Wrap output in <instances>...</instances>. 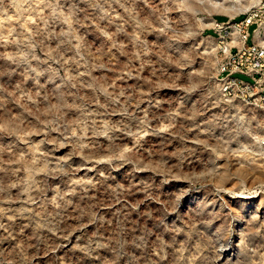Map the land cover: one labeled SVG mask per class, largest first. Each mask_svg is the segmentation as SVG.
Returning a JSON list of instances; mask_svg holds the SVG:
<instances>
[{
	"label": "clouds",
	"instance_id": "clouds-1",
	"mask_svg": "<svg viewBox=\"0 0 264 264\" xmlns=\"http://www.w3.org/2000/svg\"><path fill=\"white\" fill-rule=\"evenodd\" d=\"M140 5L149 11L145 13ZM217 15H226L227 22L219 24ZM238 17H248L251 23L245 19L233 24ZM0 18V46L16 48L0 53V58L23 66L25 79L52 73L60 78L58 87L76 89L68 93L76 103L51 107L25 95L23 100L32 101V106L22 104L24 113L0 121V134H15L27 143L19 128L29 123L26 113L35 117L37 127L46 124L49 131L61 132L63 140L50 139L53 147L71 146L60 159L49 158V153L36 155L39 146L31 144L29 153L12 160H4L0 151V172L14 178L7 183L0 178V245L9 243L0 247V264H39L70 244L77 232L81 236L72 250L80 254L81 264H141L142 259L155 264L147 260L153 247L166 264L165 249L172 245L162 239L153 245L148 237L155 233L147 227L139 234L129 229L133 209L139 212L141 204L155 201L159 205L155 215L139 214L153 220L156 231L162 232L170 210L177 211L193 193L225 191L223 183L234 175L244 195L264 192V183L251 189L244 185L247 176L257 171L264 175V97L258 95L264 92V39L259 38L264 0H0ZM13 19L16 25L8 26ZM253 24L255 34L248 31ZM210 31L216 36L204 35ZM89 34L102 41L100 48L89 42ZM148 35L163 43H149ZM249 36L252 48L247 46ZM114 50L126 57L123 64L116 61L115 68L112 59H104ZM97 70L115 74L93 76ZM237 73L260 78L255 88L242 87V82L228 79ZM129 80L135 84L129 85ZM85 89L88 92L81 94ZM165 90L177 93L167 107L159 98ZM4 91L0 87V111L9 103ZM91 105L102 110L103 118ZM70 109L77 112V119L66 118ZM149 137L160 141L153 145L158 151L145 148ZM234 143L239 144L237 150L231 147ZM169 146L175 150L166 151ZM75 159L80 163L74 166ZM234 165L239 166L235 173ZM81 171L98 175L81 177ZM121 171L130 182L112 183L113 173ZM20 172L25 175H17ZM50 179L60 183L50 186ZM174 181L187 187L161 201L155 193ZM101 190L104 200L94 195ZM129 199L135 203L129 206ZM72 207L78 211L77 224L62 229L63 214ZM207 208L201 205L202 218H208ZM230 216L222 219L227 222ZM18 219L26 222L14 234ZM25 229H31L27 238ZM216 236L218 242H227L223 228ZM53 238L62 243H50ZM212 243L198 246L196 252ZM215 250H223V244ZM133 251L141 255L133 257ZM186 251L181 245L174 264L184 260L194 264L197 256L186 257Z\"/></svg>",
	"mask_w": 264,
	"mask_h": 264
},
{
	"label": "rangeland",
	"instance_id": "rangeland-1",
	"mask_svg": "<svg viewBox=\"0 0 264 264\" xmlns=\"http://www.w3.org/2000/svg\"><path fill=\"white\" fill-rule=\"evenodd\" d=\"M154 3H159V0H154ZM147 13L149 9L145 5H140ZM13 10H9V15L12 14ZM219 21L227 19L226 15L215 16ZM2 19V18H0ZM16 20L8 21V26H15ZM253 27V26H252ZM249 28L250 30L252 29ZM205 35V34H204ZM208 37H214L216 34H207ZM88 40L94 45V48H100L102 41L97 39L96 36L89 34ZM147 40L149 43L154 45H160L163 43L162 40H158L155 35H148ZM16 48L13 45L7 47L0 46V53L15 52ZM38 55L43 56L42 52H38ZM105 60L112 59L113 67H116L115 62L123 64L126 61V57L119 54L115 50L113 51L112 57H104ZM35 63V62H33ZM55 66V65H54ZM0 72H4L3 76H0V87L4 91V95L8 97L9 103L6 105V110L0 111V121L9 120L10 118L16 117L21 113H24V107L22 104H26L27 107L32 106V101L25 102L23 100L25 95L33 96L35 100L40 103L42 107L59 106L64 103L73 104L76 103L73 95L68 94L69 92L74 93L76 89H69L67 87H58L61 81L59 77H54L52 73H46L44 76L36 77L35 74H30L28 79H25L23 74V66L14 64L4 58H0ZM115 74L113 71L108 70H97L93 72V76L101 77L108 76L112 77ZM169 74H171L169 72ZM147 78L150 75L149 72L144 73ZM159 75V72H158ZM244 80H250L249 78L238 75ZM117 83L123 84L122 81ZM129 85L135 84V81L129 80ZM88 92V90H82L81 94ZM39 94L38 96L36 94ZM90 95V93H88ZM177 93L171 90H165L160 94L165 104L164 107L168 106V103L175 99ZM19 98L20 102H17ZM48 97L45 101L43 98ZM93 110L101 113L103 118L102 110L96 108L95 105L90 106ZM77 112L74 109H70L66 113V118L71 121L77 119ZM26 119L29 121L28 124H21L20 135L25 136L27 143L24 140L19 139L15 134L7 135L0 134V151H2L4 160H12L18 158L22 154L30 152L29 144L32 148H36L38 145V151L36 155L42 153H49V158L60 159L66 156L71 151V146L66 145L64 147H53L50 139H61V132L58 130L49 131L46 124H41L39 127L36 126L35 117L27 116ZM77 129L73 128V131ZM26 134V135H25ZM190 137H194L195 133H189ZM203 138V137H202ZM150 143L145 145L146 149H153V145H158L160 141L154 137L148 138ZM49 140L48 143H41V141ZM102 140V138H101ZM233 150L239 148V144L234 143L231 145ZM159 150V149H153ZM166 151L175 150L173 146H169ZM28 159L33 157L29 156ZM80 163L79 159H75V165ZM19 165H14L16 167ZM196 166L193 165V168ZM238 165L232 167V171H237ZM19 176L25 175V173H17ZM81 177L84 176H96L97 173L81 171L79 173ZM240 175H244L241 172ZM0 178H3L5 182H10L14 179L10 175H6L4 172H0ZM41 175L38 174L37 179H40ZM130 181L127 178L126 172L121 171L113 173L112 183L126 185ZM60 182L56 180H49V185H58ZM219 183V180H218ZM239 183L238 177L233 176L232 179L223 183L225 191L216 194L208 190L193 193L184 199L182 206L177 211H169L168 217L164 222L165 231H156L153 220L146 216H141L139 213H152L155 215V209L159 207L155 201L150 204H141L139 206V212L133 209L129 216L127 227L134 230L137 234L141 228L147 227L150 232H154V235L148 237V239L155 244L159 239H162L172 246L165 249L167 253L166 264H174L179 259L177 253L181 248V245H186L187 251L185 252L186 257L196 255L197 258L194 264H264V192H254L244 195L237 187ZM256 183H264V175L259 171L255 174L247 176L244 180V185L248 188L254 187ZM187 187L183 181H174L173 183L166 185L162 190L157 191L155 195L159 197L161 201L167 200L173 197L175 194L180 192L182 189ZM232 191L229 192L228 190ZM12 195H17V190L12 189ZM52 193L49 192L50 196ZM99 200H104L105 196L103 190L94 194ZM141 197L137 194L136 199ZM87 202L81 203L80 207L83 208ZM128 205L135 203V200L129 199ZM201 205H207L208 218H202L199 215V209ZM17 207L19 205H16ZM231 213L227 222L222 217L227 216ZM78 215V211L75 207L69 208L66 213L63 214V219L60 221V227L62 229H71L77 224L75 217ZM220 219H217V218ZM111 218V216L109 217ZM26 221L18 219L13 223V233H19L21 227ZM209 224L211 226L209 227ZM134 226H137L134 228ZM223 228L228 233L227 242L217 241V230ZM175 229L176 231H172ZM181 229L183 231H181ZM93 229H88L91 232ZM110 232V227H109ZM2 233V230H0ZM191 233V235H189ZM66 234V233H65ZM108 234V233H106ZM31 235V229H25L24 236L27 238ZM49 236L51 234H48ZM81 236L80 232H77L71 238V243L66 247H61L58 252L50 254L46 259H43L39 264H81V257L79 253L72 250V246L77 242ZM211 240L212 246L205 247L200 253L196 252L198 246L207 244ZM244 242L242 244L241 242ZM50 243H62L59 238H53ZM223 244V250L216 251L215 249L220 248ZM0 247H9V243L6 242ZM44 246H41V252H43ZM133 257H138L141 254L137 251H133ZM147 260H152L155 264H165L160 261L159 257L155 253V248H152L151 253L147 256ZM103 264V262H100ZM141 264H145V260H141ZM181 264H188L187 260L181 261Z\"/></svg>",
	"mask_w": 264,
	"mask_h": 264
},
{
	"label": "built area",
	"instance_id": "built-area-1",
	"mask_svg": "<svg viewBox=\"0 0 264 264\" xmlns=\"http://www.w3.org/2000/svg\"><path fill=\"white\" fill-rule=\"evenodd\" d=\"M214 19H215V21H217L219 24H224V23L227 22V19H226V20H223V21H219V20L217 19V17H214ZM245 19H247L248 22L251 23V19L248 18V17H238V18H237L236 20H234V21H241V20H245ZM232 23H233V21H232ZM252 26H253L252 29H251V30L248 29V31H249L250 33L255 34L256 25L253 24ZM204 34H205V36H207V34H216V32H215V31H210V32H205ZM259 38H260V39H264V29H261V30L259 31ZM252 45H253V39H252V36H249L248 39H247V46H248L249 48H252ZM233 54H235V49L233 50ZM225 75H226V74H225ZM238 75H242V74L237 73V74H235V75L229 77L228 79H229L230 81L242 82V84H241L242 87H243L244 85H248V86H251V87L255 88V86H256V80H258V79L260 78V77L257 75V76H256V79L254 80L251 76L242 75V76H245V77L249 78L250 80L248 81V80H244V79H242V78L239 77ZM227 90H228V91H231L230 88L227 89ZM258 95L261 96V97H264V92L259 93Z\"/></svg>",
	"mask_w": 264,
	"mask_h": 264
},
{
	"label": "bare ground",
	"instance_id": "bare-ground-1",
	"mask_svg": "<svg viewBox=\"0 0 264 264\" xmlns=\"http://www.w3.org/2000/svg\"><path fill=\"white\" fill-rule=\"evenodd\" d=\"M239 23H240V21H233V24H239Z\"/></svg>",
	"mask_w": 264,
	"mask_h": 264
}]
</instances>
